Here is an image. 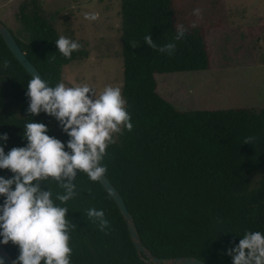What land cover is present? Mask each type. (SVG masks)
<instances>
[{"label":"trees","instance_id":"obj_1","mask_svg":"<svg viewBox=\"0 0 264 264\" xmlns=\"http://www.w3.org/2000/svg\"><path fill=\"white\" fill-rule=\"evenodd\" d=\"M180 3L122 0L123 95L133 129L118 134L102 163L153 255L233 264L228 249L238 245L246 231L264 232V109L180 111L159 95L157 74L212 68L208 38L222 29L220 22L185 26V38L174 41ZM19 19L24 39L11 32L50 86L61 82L65 66L87 58L82 48L70 59L58 51L59 33L36 3L32 12L24 4ZM146 35L158 46L175 42V53L169 56L150 48ZM4 60L9 67L3 66ZM31 78L0 35V134L9 136L0 140L5 153L27 145L24 125L31 121L45 123L47 134L65 145L70 139L54 117L43 112L29 115L26 92ZM249 138L251 143L245 144ZM12 175L0 169V176ZM74 183L77 195L62 205L76 225L71 232V264H151L141 259L126 221L101 183L83 172ZM45 184L54 200L63 193L57 182L49 179ZM4 199L0 196V204ZM93 207L104 211L109 229L100 231L89 220L86 212ZM1 244L16 260L19 247Z\"/></svg>","mask_w":264,"mask_h":264},{"label":"clouds","instance_id":"obj_2","mask_svg":"<svg viewBox=\"0 0 264 264\" xmlns=\"http://www.w3.org/2000/svg\"><path fill=\"white\" fill-rule=\"evenodd\" d=\"M193 15L202 18V10L194 9ZM84 16L90 21L99 19L96 12H85ZM196 26L194 21L191 27ZM187 32L183 24L176 25L174 41L183 40ZM144 42L169 56L177 47L175 42L158 46L152 35H146ZM55 43L67 59L82 47L79 41L64 35ZM131 47L136 48L137 44L132 42ZM3 66L9 67L10 62L4 60ZM26 95L29 115L43 112L54 117L70 139L65 145L47 134L45 123L31 121L24 125L26 146L13 147L7 153L0 146V169L13 173L11 178L0 176V196L5 198L0 204V243L11 242L19 247L14 264H71V232L76 225L67 218L69 209L62 205L77 195L74 181L79 172L93 182L102 180L107 173V166L102 163L107 149L125 128L132 131V117L120 86L107 85L97 92L87 83L68 85L61 80L52 87L40 75H32ZM8 139V134H0V140ZM249 143L251 138L245 142ZM49 179L63 189L55 200L45 184ZM86 215L100 231L110 228L103 210L89 208ZM227 254L233 264H264V232L246 231Z\"/></svg>","mask_w":264,"mask_h":264},{"label":"rangeland","instance_id":"obj_3","mask_svg":"<svg viewBox=\"0 0 264 264\" xmlns=\"http://www.w3.org/2000/svg\"><path fill=\"white\" fill-rule=\"evenodd\" d=\"M33 3L59 37L79 41L88 53L63 68V82L87 83L97 92L107 85L123 89L122 0H0V22L22 40L20 9L25 4L32 12ZM85 12L99 19H85ZM178 12L177 25L220 22L222 29H208L217 30L208 38L212 68L157 74L159 95L180 111L264 109V0H181Z\"/></svg>","mask_w":264,"mask_h":264},{"label":"water","instance_id":"obj_4","mask_svg":"<svg viewBox=\"0 0 264 264\" xmlns=\"http://www.w3.org/2000/svg\"><path fill=\"white\" fill-rule=\"evenodd\" d=\"M0 35L2 36L5 44L12 52L14 57L18 62L25 68V70L32 75H40L42 79L46 81L38 68L27 58L25 52L19 46L15 36L12 32L0 22ZM48 83V82H47ZM49 85V84H48ZM50 86V85H49ZM108 194L112 197L117 207L119 208L124 220L127 223L131 239L135 245V248L140 255L141 259L145 263L151 264H206L205 262L193 258V257H182L176 258L174 260H168L164 258H158L153 255L143 244L137 225L131 213L129 212L125 201L115 186L110 182V180L105 175L101 181H99ZM0 260L3 261V264H14L16 261L15 258L7 251L5 246L0 243Z\"/></svg>","mask_w":264,"mask_h":264}]
</instances>
